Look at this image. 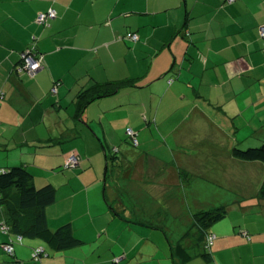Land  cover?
I'll list each match as a JSON object with an SVG mask.
<instances>
[{
  "label": "crops",
  "instance_id": "crops-1",
  "mask_svg": "<svg viewBox=\"0 0 264 264\" xmlns=\"http://www.w3.org/2000/svg\"><path fill=\"white\" fill-rule=\"evenodd\" d=\"M50 8L58 14L46 27L37 18ZM263 24L264 0H0V170L23 164L37 187L77 182L82 211L62 212L56 202L48 226L70 223L89 243L142 228L145 240L176 247L195 214L227 206L239 218L210 229L211 261L264 264V162L231 155L236 144L264 142ZM128 32L139 40L122 39ZM33 42L43 69L19 77L15 67ZM109 82L115 92L78 115V94ZM127 128L139 134L137 149ZM112 147L123 154L121 170L104 179L107 209L89 192ZM72 150L81 165L64 173L58 168ZM8 240L0 232V264L64 263L44 237L15 245L14 258L1 250ZM37 247L46 251L42 262L31 258ZM188 253L190 264L203 260L200 250Z\"/></svg>",
  "mask_w": 264,
  "mask_h": 264
},
{
  "label": "trees",
  "instance_id": "trees-1",
  "mask_svg": "<svg viewBox=\"0 0 264 264\" xmlns=\"http://www.w3.org/2000/svg\"><path fill=\"white\" fill-rule=\"evenodd\" d=\"M225 1L227 4L236 2V0ZM49 10L56 11V9L50 8L44 13H48ZM56 18L49 19L46 23L38 22L37 18V22L47 27L50 25V22L52 20H55ZM262 26H264V24L260 27ZM128 33H126L122 37V39L129 40L126 37ZM260 38L263 45L262 53L264 55V37H262L260 34ZM25 53H29L30 56H33L35 59L41 62V70L43 69L44 65V55L38 51L35 42H33L28 48L23 51V53H21V59L18 65L15 67L16 74L19 77L27 76L28 78H30L26 74V72H20V68L22 67L23 62L22 55H24ZM38 73L36 74V76L38 75ZM173 82V79H170L168 81L169 84H172ZM57 85H55L51 89L52 95L57 94ZM115 90L116 89L114 87V83L109 82L104 84H96L94 87L80 92L76 97L78 115H80V113L91 102L111 96L115 92ZM128 130H132L134 134H128ZM126 139L130 146H132L133 148L137 149L139 147V134L134 129H126ZM135 140L137 144H135ZM122 154L119 147H112L110 152L105 151V181L109 176V171L111 170L109 169L110 166L112 169L115 168L121 161ZM231 155L236 160L242 162H264V142L259 146L248 147L236 144L232 148ZM72 156H74L78 160V164L76 166H73V164L69 162ZM81 161L82 159L80 155L76 151L72 150L70 151V154L67 157L65 163L58 169H60L61 171L70 169L76 170L81 165ZM183 176L187 178V175L183 174ZM259 196L264 199V181L260 187ZM56 202V187L53 184H46L45 186L37 187L35 184L34 174L23 164L0 170V232L9 237L8 241L1 244V250L7 257L14 258L15 245H21L24 239L44 237L53 245L55 250L58 252L74 249L84 244L83 239L75 234L70 223L61 225L54 232L49 231V221L46 210ZM228 215L229 207L227 206H220L195 214V223L193 228L198 230H196L195 233H193V229L188 231L184 236L182 242L174 248L176 249V257L175 254H173L172 257L175 258V264H189L193 257H191L188 252H196L199 250L201 251L199 256L205 262H210L212 259L210 251L217 239V236L214 233L210 232V229L213 225L225 220ZM212 235H215L216 239L210 245L207 239ZM245 237L249 239L248 234ZM186 244L190 245L188 247H185ZM5 245H11L13 247L12 254H9L3 250V246ZM40 249H42L43 251L39 252ZM44 255H46L45 249L37 247L33 249L31 258L36 262H42Z\"/></svg>",
  "mask_w": 264,
  "mask_h": 264
},
{
  "label": "rangeland",
  "instance_id": "rangeland-1",
  "mask_svg": "<svg viewBox=\"0 0 264 264\" xmlns=\"http://www.w3.org/2000/svg\"><path fill=\"white\" fill-rule=\"evenodd\" d=\"M115 168L121 170L120 167ZM109 169H112L111 166ZM73 170L74 169H70L63 172H74ZM100 172L101 178L98 182L94 183L91 186L89 195L90 198L95 202L103 201L106 208L109 209V206H107L103 194L105 165H103L102 170L100 169ZM87 175L91 176L90 173ZM56 186L57 205L60 207L62 212H70L71 210H73L75 211V215L80 213L82 211V208L84 207L86 195L84 192H78L80 189L77 192L74 190L75 187L76 189H78V183L73 182L70 185L62 186L61 188L60 184L57 183ZM237 218H239L237 215H233L226 218L225 221H231V219L235 221L237 220ZM251 218L252 217L247 216L246 218L243 217V220L244 222H250ZM240 220L242 221L241 218ZM103 222L107 224L108 220L104 218ZM191 229H193V233L196 232L195 228L191 227ZM111 233L116 236L120 234V236L116 239L105 236L102 237L100 241L93 243H89L83 240V245L63 252L54 251L47 240H45V244L46 246H48V250L50 253L52 251L56 253V256H54L56 260L64 262L63 264H175V258L172 257L173 254H175L176 257V249H174L175 246L168 241H165V244L164 242H162V244L158 245L154 242L145 240L147 237H142V234L149 233V231L147 230L137 228V230L131 231L129 228H126L119 233H114L113 231H111ZM151 233L155 237L160 235L163 237L165 235L168 236L164 231H151ZM132 234L135 235L136 238H139L141 240L133 243L130 240ZM244 260L246 259L244 258ZM191 264L216 263L214 261L208 263L199 259Z\"/></svg>",
  "mask_w": 264,
  "mask_h": 264
},
{
  "label": "built area",
  "instance_id": "built-area-1",
  "mask_svg": "<svg viewBox=\"0 0 264 264\" xmlns=\"http://www.w3.org/2000/svg\"><path fill=\"white\" fill-rule=\"evenodd\" d=\"M233 1V0H230ZM57 17V12L55 10H49L48 13H42L38 17V22L40 23H46L48 22L49 19H54ZM260 34L262 37H264V26L260 27ZM127 39L131 41H137L139 39V36L134 33H128L127 34ZM22 67L20 68V72H26V74L30 77L33 78L36 76V74L41 70V62L37 59H35L33 56H30L29 53H25L22 55ZM128 134L133 135L132 130H128ZM135 144H137L136 140L134 141ZM73 166H76L78 164V160L72 156L69 161ZM245 236L247 233H243ZM216 239L215 235L210 236L207 241L211 245L214 240ZM3 250L9 254H12L13 252V247L11 245H5L3 246ZM43 251L42 249L39 250V252Z\"/></svg>",
  "mask_w": 264,
  "mask_h": 264
}]
</instances>
